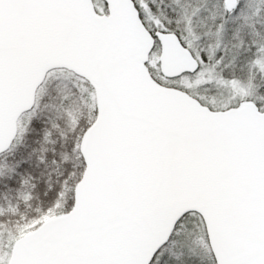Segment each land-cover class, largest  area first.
<instances>
[{"label": "snow or ice", "instance_id": "6c2138e0", "mask_svg": "<svg viewBox=\"0 0 264 264\" xmlns=\"http://www.w3.org/2000/svg\"><path fill=\"white\" fill-rule=\"evenodd\" d=\"M0 264H264V0H0Z\"/></svg>", "mask_w": 264, "mask_h": 264}]
</instances>
